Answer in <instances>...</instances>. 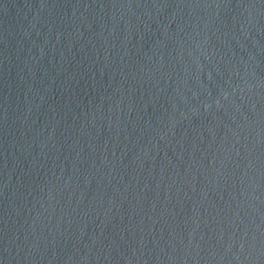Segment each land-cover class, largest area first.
I'll return each mask as SVG.
<instances>
[{
    "label": "water",
    "instance_id": "water-1",
    "mask_svg": "<svg viewBox=\"0 0 264 264\" xmlns=\"http://www.w3.org/2000/svg\"><path fill=\"white\" fill-rule=\"evenodd\" d=\"M0 264H264V0H0Z\"/></svg>",
    "mask_w": 264,
    "mask_h": 264
}]
</instances>
